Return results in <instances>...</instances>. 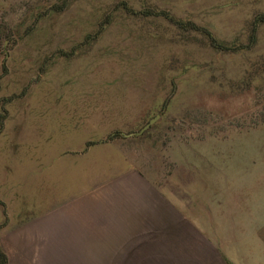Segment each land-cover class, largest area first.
Masks as SVG:
<instances>
[{"label": "rangeland", "instance_id": "obj_1", "mask_svg": "<svg viewBox=\"0 0 264 264\" xmlns=\"http://www.w3.org/2000/svg\"><path fill=\"white\" fill-rule=\"evenodd\" d=\"M263 16L264 0H0V247L72 161L142 171L195 247L212 239L207 264H264ZM26 239L40 257L42 232Z\"/></svg>", "mask_w": 264, "mask_h": 264}, {"label": "crops", "instance_id": "obj_2", "mask_svg": "<svg viewBox=\"0 0 264 264\" xmlns=\"http://www.w3.org/2000/svg\"><path fill=\"white\" fill-rule=\"evenodd\" d=\"M62 165L65 185L43 198L41 214L26 221L23 231L11 232V254L0 247L6 264H200L199 255L207 264V254L216 257L210 237L195 247L194 222L180 218L172 196L137 168L81 177V170H70L80 167L77 162ZM31 232L43 234L44 250L33 259L24 251ZM251 264H258L257 256Z\"/></svg>", "mask_w": 264, "mask_h": 264}, {"label": "trees", "instance_id": "obj_3", "mask_svg": "<svg viewBox=\"0 0 264 264\" xmlns=\"http://www.w3.org/2000/svg\"><path fill=\"white\" fill-rule=\"evenodd\" d=\"M258 21L264 22V16L260 17ZM209 34V33H206ZM251 38L253 39V34L251 33ZM0 264H6V256L5 253L0 248Z\"/></svg>", "mask_w": 264, "mask_h": 264}]
</instances>
